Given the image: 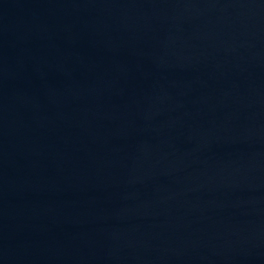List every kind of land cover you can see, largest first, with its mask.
Segmentation results:
<instances>
[{
    "label": "water",
    "instance_id": "1",
    "mask_svg": "<svg viewBox=\"0 0 264 264\" xmlns=\"http://www.w3.org/2000/svg\"><path fill=\"white\" fill-rule=\"evenodd\" d=\"M0 264H264V0H0Z\"/></svg>",
    "mask_w": 264,
    "mask_h": 264
}]
</instances>
